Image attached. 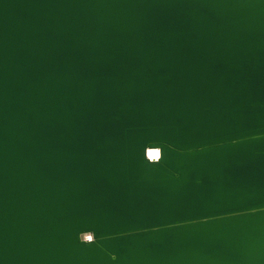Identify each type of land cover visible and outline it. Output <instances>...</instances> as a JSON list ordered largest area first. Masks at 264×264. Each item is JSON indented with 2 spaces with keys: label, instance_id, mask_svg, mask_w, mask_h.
<instances>
[{
  "label": "water",
  "instance_id": "1",
  "mask_svg": "<svg viewBox=\"0 0 264 264\" xmlns=\"http://www.w3.org/2000/svg\"><path fill=\"white\" fill-rule=\"evenodd\" d=\"M0 264H264V0H0Z\"/></svg>",
  "mask_w": 264,
  "mask_h": 264
},
{
  "label": "bare ground",
  "instance_id": "2",
  "mask_svg": "<svg viewBox=\"0 0 264 264\" xmlns=\"http://www.w3.org/2000/svg\"><path fill=\"white\" fill-rule=\"evenodd\" d=\"M146 153H147V157L149 159H152V160L157 159L159 156L158 149H147ZM82 237L84 239H90L91 236H90V234H84V235H82Z\"/></svg>",
  "mask_w": 264,
  "mask_h": 264
}]
</instances>
